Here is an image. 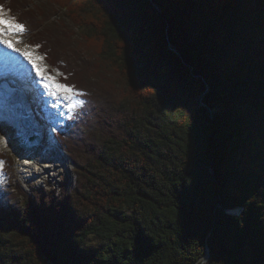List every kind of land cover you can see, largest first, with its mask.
<instances>
[{
    "label": "trees",
    "instance_id": "obj_1",
    "mask_svg": "<svg viewBox=\"0 0 264 264\" xmlns=\"http://www.w3.org/2000/svg\"><path fill=\"white\" fill-rule=\"evenodd\" d=\"M33 1L0 6L38 41L60 11L69 48L31 46L84 93L57 135L75 186L32 199L0 155V264H197L206 247L205 264H264V0Z\"/></svg>",
    "mask_w": 264,
    "mask_h": 264
},
{
    "label": "rangeland",
    "instance_id": "obj_2",
    "mask_svg": "<svg viewBox=\"0 0 264 264\" xmlns=\"http://www.w3.org/2000/svg\"><path fill=\"white\" fill-rule=\"evenodd\" d=\"M23 2L25 4V6H27L29 8L30 14H32V11H33L32 7L35 5L34 4L35 2L33 0H23ZM37 2H39V1H37ZM37 5H38V3H37ZM56 11H57V14L60 13L59 10H56ZM57 14L55 13L51 18H49V21L46 24V26L49 24H51V25L46 27V28H48V30L45 31L46 36L42 35L40 37L41 40H39V41L35 38L36 36L34 37V35H33V34H35L34 32H30V33L24 32L22 34H17L15 36H8V37H3V38L11 39V40H13V42H15L18 39L20 41V43L16 44V47H18L24 51L32 52L37 56H43V57H44V55H43L44 53L43 54L41 53V50L43 49V46L40 45L41 43L39 44V47H37V48L31 46L34 44L35 40H37L38 42L45 40L46 43H50L51 38H52L53 41L58 46H60V48H65V49L69 48V47H67V44L61 40L62 38H64L62 31L59 29V27H62V25L57 26L54 24V22L52 23V21H54V18H56L55 16H57ZM3 15L6 19L7 18H13L11 16V14L9 12H7L6 10L4 11ZM44 15L50 17V13H45ZM68 27L73 28L71 24L67 25V28ZM37 37H38V35H37ZM26 45H28L30 47L26 48L25 47ZM43 45L45 47L44 43H43ZM16 53H17L16 56H18V55L22 56L19 52H16ZM23 58L25 59V57H23ZM69 62L71 64V66L74 67L75 64L72 63L70 60H69ZM38 63L40 64V66L42 68L46 69V72H45L46 76L54 77L58 83L63 84L62 80L65 81V79H64V74H63L64 72L62 69L53 68V66H55V65L51 66L49 64L50 62L48 63L45 60V57L42 61H38ZM60 65L62 66L61 63H60ZM89 66L91 67V65H89ZM64 68H65V70H69L71 67L68 68L65 66ZM85 84H87V82H85ZM105 84L106 83H104L103 79H100V81L97 82L96 88H97V91L99 92L100 95H101V92L104 95L103 88L105 87ZM30 86L32 87V84ZM76 100H83V98H82V96H80V97L76 96ZM197 102H198V100H197ZM82 107L83 106H78L76 109L71 111L72 115H74L78 111L74 115L73 119L78 118V116L80 114V108H82ZM29 117H31V120L34 122L33 116L29 115ZM26 118H28L27 115H26ZM66 124H67V120H65V119L60 120L58 123L54 124L55 126H54V128L51 129V133H53L55 136H57L58 133L64 131V127L66 126ZM24 129H26V128H24ZM27 130H25L23 133L24 138L27 134L33 133V132L27 131ZM52 141L54 143V147L50 146L48 148V150L55 154L54 157L51 158L53 154H50L51 156L49 158H43V155H44V153H43L42 156L40 157L39 164H36L35 161L29 159V156L27 154H25L26 153L25 151L23 152L22 148L20 147V143L17 139L9 140L0 131V155H5V157L8 158L9 161H11L12 166H10L9 168H11V170H12V177H13L14 186L16 187V189L19 190V192L22 191L23 193H25L27 196L31 197L32 199H34V193L35 192H39L45 196L52 193V194H55L57 197H60L63 191L68 193L75 186V175L73 174V171H72L74 169V166H73L72 162L70 161V158L61 149L60 144L57 140V137H53ZM42 152H45V149ZM25 157H26V159H25ZM6 175H7V171L3 170V163H2V159L0 158V187L5 185V183H6L5 180L7 178ZM72 179H74V180H73V183L71 184ZM16 189H13L12 194L17 196V198H18V196H20V198L17 199V203H16V205L18 206L19 202L23 199V196L20 193H19V195H17L18 191H16ZM226 212H228L227 214L229 216H232V217H238L240 214V211L238 209H233V210H229ZM96 242H97L96 239L89 238V239H86L82 243V245L85 248L86 247L89 248L90 246H92ZM201 263H202V260H201Z\"/></svg>",
    "mask_w": 264,
    "mask_h": 264
},
{
    "label": "bare ground",
    "instance_id": "obj_3",
    "mask_svg": "<svg viewBox=\"0 0 264 264\" xmlns=\"http://www.w3.org/2000/svg\"><path fill=\"white\" fill-rule=\"evenodd\" d=\"M18 62L17 65L13 64L8 66L6 69H3V72H8L10 76H14L12 78L9 77L10 81H15L17 88V94L21 98L22 102H28V105H23L24 108L29 112L31 116L38 122V121H46L45 115L39 113L38 107L39 102L41 99L39 98L38 94L36 93V90L33 89L30 85L32 84L33 77L36 76L29 74V62L28 60L21 58V59H15L13 62ZM40 77H38L39 79ZM22 89V90H21ZM21 90V91H20ZM47 98L55 104V101L51 95H49L48 91L44 89ZM56 100V99H55ZM58 102V105L61 110L67 108V102L64 100H56ZM56 107V105H55ZM46 111V110H45ZM41 112V110H40ZM21 109L16 106L12 101H3L0 102V131L5 135V137L9 140L17 139L20 144L23 142L24 138V131L27 129H24L21 125V118H20ZM45 113V112H44ZM43 125V123L41 122ZM38 133L42 136L43 139H45L48 134L51 132V128L48 129H37ZM30 131V130H27ZM26 137V136H25ZM44 143H42L39 147H36L33 150L25 151L30 160L35 161L36 164H39L40 157L43 155V158H49L53 154L51 158L54 157V153L49 151V146H43ZM45 149V152H42ZM26 158V157H25ZM42 158V159H43ZM52 160V159H51ZM73 180H71V184L73 183ZM197 264H203L201 261Z\"/></svg>",
    "mask_w": 264,
    "mask_h": 264
},
{
    "label": "snow or ice",
    "instance_id": "obj_4",
    "mask_svg": "<svg viewBox=\"0 0 264 264\" xmlns=\"http://www.w3.org/2000/svg\"><path fill=\"white\" fill-rule=\"evenodd\" d=\"M3 6H0V45L11 49L14 52H19L23 57H25L28 62L32 65L35 70L36 75L40 77V82L43 84L44 89H46L53 98L56 100H64L67 102V110L69 112L76 109L78 106H83L84 100H76V96H83L84 93L76 92L73 87L66 84L58 83L54 77L46 76V69L42 68L38 61L44 59L43 56H37L32 52L24 51L18 47L16 44L20 43L17 39L15 42L11 39H5L3 37L15 36L17 34H22L26 31L25 25L23 23L16 22L15 18H5ZM30 47L28 45L25 46ZM36 47H39L37 45ZM0 55H6V53L0 52ZM9 59H11L9 57Z\"/></svg>",
    "mask_w": 264,
    "mask_h": 264
},
{
    "label": "water",
    "instance_id": "obj_5",
    "mask_svg": "<svg viewBox=\"0 0 264 264\" xmlns=\"http://www.w3.org/2000/svg\"><path fill=\"white\" fill-rule=\"evenodd\" d=\"M207 89H208V86H207ZM198 104L199 106H202V107H205L206 105L203 103V96H200L198 99ZM210 112V110H208ZM211 113V112H210ZM40 142H41V139L36 136V135H32L30 136L29 138L25 139L23 144H22V147L26 150V151H30V150H33L34 148L36 147H39L40 146ZM209 259V250L208 248L206 247V254L204 256V258L202 259V263H206Z\"/></svg>",
    "mask_w": 264,
    "mask_h": 264
}]
</instances>
